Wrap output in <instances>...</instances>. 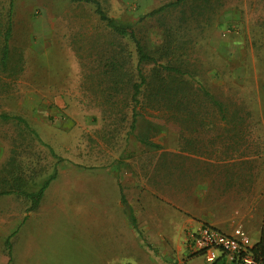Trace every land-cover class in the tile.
<instances>
[{
  "label": "rangeland",
  "instance_id": "rangeland-1",
  "mask_svg": "<svg viewBox=\"0 0 264 264\" xmlns=\"http://www.w3.org/2000/svg\"><path fill=\"white\" fill-rule=\"evenodd\" d=\"M9 1L0 0V11H6ZM98 1L109 17L134 24L152 10L174 0ZM212 7V13L197 20L189 17L186 25L178 26L176 13L166 15L164 23L188 27V32L183 28L176 32L182 35L185 43L184 52L195 73L194 83L225 106L226 114L245 116L247 113L248 151L259 153L263 148L264 152V141L258 134L264 133V0H213ZM12 12L9 46L12 58L21 65L23 72L7 79L6 91L0 93V114L23 118L37 136L48 140L60 132L47 131L51 124L37 120L52 118L46 115L48 110L40 106L45 99H51L55 105L56 99L62 103H59L57 115L66 117L70 123L64 130L67 136L63 140L66 141H59L60 146L66 143L64 149L56 146L57 153L67 160L60 157L62 161H57L49 152L52 148L43 141L42 145L39 137H33L22 125L0 120L1 190L16 182L34 187L61 164L68 165L69 177L71 173L78 175V169L70 167L79 168L73 163L79 162L80 152L86 148L93 154H118L126 142L134 152H140V157L143 150L149 151L153 164L158 158L155 152L160 147L165 143L175 145L177 129L180 135L185 133L182 118L216 115V108L207 97L200 95L201 100L191 116L179 112L174 118L172 112L163 109L137 108L139 115L131 130V106L125 108L127 100L123 96L111 102L105 100L106 89L112 84L99 70L104 59L121 54L123 49L129 51L134 64L135 53L130 42L112 36L98 20L92 5L70 0H12ZM146 22L143 32H154L157 21L146 19ZM150 38L155 40L153 35ZM127 71L134 72V69ZM86 117L91 120L89 125H85ZM64 122L60 124L64 126ZM105 128L107 134L103 131ZM143 135L151 145L138 141ZM179 140L183 142V136ZM139 155H136L137 161H140ZM254 165L257 169L249 177L252 183L249 188L253 190L249 195L263 192L264 197V154ZM89 170L84 171L92 173L91 180L103 181L108 187L109 179L102 171ZM103 190L106 196H112L111 188ZM248 237L252 241L250 235Z\"/></svg>",
  "mask_w": 264,
  "mask_h": 264
},
{
  "label": "crops",
  "instance_id": "crops-1",
  "mask_svg": "<svg viewBox=\"0 0 264 264\" xmlns=\"http://www.w3.org/2000/svg\"><path fill=\"white\" fill-rule=\"evenodd\" d=\"M51 102L40 107L52 118L37 121L60 133L38 137L61 157L56 146L64 149L59 141H66L70 120L57 115L60 101ZM215 112L182 118L185 133L177 129L175 145L160 147L153 164L149 151L140 157L126 142L118 154L86 148L73 163L79 168L70 167L80 173L69 177L68 165L61 164L37 206L32 197L0 195V264H228L187 251V235L201 224L226 235L241 228L252 246L264 244L263 192L249 195L263 148L248 151L247 113L228 115L225 106ZM85 169L102 171L108 187ZM104 188L112 189L111 197Z\"/></svg>",
  "mask_w": 264,
  "mask_h": 264
},
{
  "label": "trees",
  "instance_id": "trees-1",
  "mask_svg": "<svg viewBox=\"0 0 264 264\" xmlns=\"http://www.w3.org/2000/svg\"><path fill=\"white\" fill-rule=\"evenodd\" d=\"M71 2L92 5L98 20L103 24L112 36L125 39L133 45L135 61L129 51L123 49L121 54H113L103 60L99 70L102 77H105L112 84L107 90L105 100L111 102L118 96H123L126 101L125 108L131 106V130H133L136 118L139 115L137 108L151 110H166L173 113L176 118L179 112L187 116L194 114L193 108L197 105L200 95L207 97L209 102L217 109L222 110V105L213 96L194 83L195 73L192 72L187 52H184L182 35H177L176 30L187 31L188 27H174L173 24H166L165 16H172L176 13L178 26L186 25L193 17V20L203 18L205 14L213 12V0H174L157 9L152 10L137 23H122L109 17L101 8L98 0H70ZM216 2L218 0H215ZM189 10V15L187 14ZM12 0L9 1L6 11H0V93L5 92L8 85L7 79L18 77L22 72L21 65L11 56L9 42L13 30ZM146 19L157 21V28L154 32L144 31ZM188 32V31H187ZM155 36L153 41L150 37ZM180 36V37H179ZM20 61V58H19ZM18 61V62H19ZM133 68L134 72L127 71ZM134 74V75H133ZM105 93V89L103 94ZM130 105V106H129ZM0 120L6 123L22 125L33 137L35 131L28 123L19 116L0 114ZM38 138V136H37ZM40 143L44 145L38 138ZM138 141L143 145L148 143L146 135L140 136ZM51 157L62 161L52 149H49ZM57 168L34 187H27L20 182L13 183L12 187L0 191V195L18 193L33 198V206H37L45 189L51 181L56 178ZM13 180V178L11 179ZM7 183V182H6ZM252 255L259 264H264V244L259 242L252 246Z\"/></svg>",
  "mask_w": 264,
  "mask_h": 264
},
{
  "label": "built area",
  "instance_id": "built-area-1",
  "mask_svg": "<svg viewBox=\"0 0 264 264\" xmlns=\"http://www.w3.org/2000/svg\"><path fill=\"white\" fill-rule=\"evenodd\" d=\"M186 245L189 253L203 255L208 262L221 257L228 264H259L252 255L248 235L241 229L226 235L209 225L201 224L187 235Z\"/></svg>",
  "mask_w": 264,
  "mask_h": 264
}]
</instances>
